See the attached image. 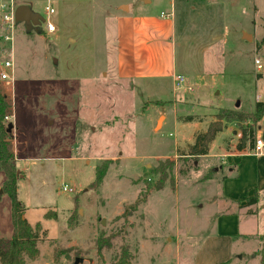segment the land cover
Here are the masks:
<instances>
[{"label":"rangeland","instance_id":"374dc122","mask_svg":"<svg viewBox=\"0 0 264 264\" xmlns=\"http://www.w3.org/2000/svg\"><path fill=\"white\" fill-rule=\"evenodd\" d=\"M192 1L199 2L194 12ZM23 2L43 22L30 32L14 23L9 42L0 28V62L11 61L13 73L9 84L0 82V94L9 104L3 123L12 125L6 141L18 200L26 221L42 231L39 255L26 264H114L122 250L125 264H194L203 232L188 227L194 205L204 203L202 182L214 172L211 155L223 137L210 157L186 155L187 145L204 127L198 121L214 122L222 109L252 114L255 95L264 96V0H254L257 10L250 0L230 7L219 0H19L15 6ZM121 3L130 6L126 16ZM141 13L153 23L173 22L176 39L182 29L186 38L162 54L157 72L133 79L119 70L118 19ZM177 74L187 80L180 88ZM186 115L197 122H185ZM222 125L228 144L256 126L251 119ZM105 162L101 185L91 189L95 168ZM3 179L0 173V239H10Z\"/></svg>","mask_w":264,"mask_h":264},{"label":"crops","instance_id":"0c3cea01","mask_svg":"<svg viewBox=\"0 0 264 264\" xmlns=\"http://www.w3.org/2000/svg\"><path fill=\"white\" fill-rule=\"evenodd\" d=\"M137 1L141 5L151 3V0ZM169 1L172 5L175 0ZM222 1L226 7L239 2V0ZM222 1L219 0V3ZM250 1V5L256 8L254 0ZM23 3L30 8L32 6L31 3ZM198 6V1H192L188 11L194 12ZM123 7H126L124 11L126 16L130 13V6L127 3H121L118 5V10L120 11ZM125 16L118 19L120 31L115 45L118 47L119 70L128 72L133 79L149 77L151 71L157 72L165 51L172 54V50H175L174 46L180 48L183 44L185 45L184 29L176 39L173 22L170 24L164 20L153 23L144 13L139 14L133 21ZM223 28V30L227 28V18ZM243 33L241 31V37ZM220 37L222 35L218 36ZM225 37L224 31L222 38ZM216 45L220 44L217 42ZM203 67L206 68L204 65ZM256 70L258 71L257 68ZM258 76L260 77L257 82L262 79L261 74ZM254 99V104L262 102L264 96L256 94ZM189 122L195 123L197 120L193 118ZM198 122L204 127L193 133L189 144L193 143L196 133L205 131L208 126V122ZM227 135L228 132L223 127L210 142L207 154L200 156V158L210 157L213 142L219 136L223 137V144L218 148L221 150L211 155L213 161L210 169H214V172L210 177L205 176L202 182L205 188L204 203L201 206L194 205L192 212L195 213L194 219L192 225L191 223L189 225L190 228L188 227L190 231L195 225L197 230L203 232L194 264H259L261 257L264 264V251L262 256L258 254L264 244V114L256 123L254 141L251 144L245 143L243 149H237L239 142L236 140L228 144ZM256 139L261 140L263 144L260 155L252 153ZM215 164L218 165L217 168L214 167ZM246 198L256 199L255 204L246 206ZM197 211L202 212L197 213Z\"/></svg>","mask_w":264,"mask_h":264},{"label":"trees","instance_id":"16d2710c","mask_svg":"<svg viewBox=\"0 0 264 264\" xmlns=\"http://www.w3.org/2000/svg\"><path fill=\"white\" fill-rule=\"evenodd\" d=\"M9 112V104L5 101L4 97L0 94V173L3 174L4 179L1 186L2 193L6 194L10 201V219L12 226V235L10 239H0V264H26L27 261H34L38 255V243L41 240V227L36 223L33 227L26 221L24 217L25 208L18 200L17 195V179L18 172L15 167V157L8 149L6 126L3 120ZM264 114V101L256 102L254 105V113L246 114L239 110L222 109L216 114V120L208 124L205 131L195 134L193 143L187 145L186 155L191 157H200L206 155L210 142L214 139L217 133L223 129V121L235 120L243 121L251 119L255 122L260 119ZM193 119L192 116H187L185 122ZM243 135L237 145V149L244 148L245 143L251 144L255 138V127L249 130H244ZM108 162L102 163L95 168L94 180L91 182L90 187L96 188L101 185L105 176ZM161 189L162 183L156 186ZM256 199L246 198V206L255 204ZM46 219L56 220L55 213H47ZM72 214L68 218V223L71 224ZM96 247L101 249V241L96 240ZM264 251V244L258 252L262 256ZM128 262V257L125 250H122L120 258L114 264H125ZM262 264V257L260 263Z\"/></svg>","mask_w":264,"mask_h":264},{"label":"built area","instance_id":"2783aa9c","mask_svg":"<svg viewBox=\"0 0 264 264\" xmlns=\"http://www.w3.org/2000/svg\"><path fill=\"white\" fill-rule=\"evenodd\" d=\"M19 0H0V28L2 36L4 41H11L12 40V31L14 28V19H13V12L15 9V3ZM45 10L49 13H53V10L51 8H48V6L45 7ZM161 17L168 18L169 14H163L161 13ZM46 29L48 32H53L55 30L54 26L47 22L46 23ZM254 64L258 70H261V64L258 58L254 59ZM12 63L9 60H4L3 62H0V82H3L5 84H9L13 78H12ZM10 70V71H9ZM186 77L183 75L177 74L173 77V83L175 88H180L182 85L186 83ZM258 96L256 97V99ZM262 147L263 144L261 140L256 139L254 142V148H253V154L254 155H260L262 153ZM61 190L63 192H71L72 190L68 188L66 185H63Z\"/></svg>","mask_w":264,"mask_h":264},{"label":"water","instance_id":"95a60500","mask_svg":"<svg viewBox=\"0 0 264 264\" xmlns=\"http://www.w3.org/2000/svg\"><path fill=\"white\" fill-rule=\"evenodd\" d=\"M13 19L15 24H22L27 32L30 31H37L40 24L43 22V19L41 16L33 12L30 7L26 4H20L15 7L13 12ZM243 37L246 40L250 39V36L248 34L243 33ZM235 107H239V102L236 103ZM159 125V120L157 121L156 127ZM12 125L7 124L6 126V132L8 133L11 129ZM2 193V191H1ZM104 222L102 221V224ZM77 259L74 261V264H77Z\"/></svg>","mask_w":264,"mask_h":264}]
</instances>
